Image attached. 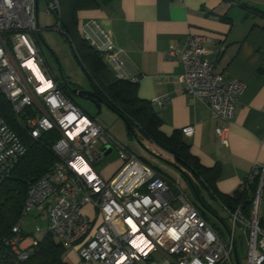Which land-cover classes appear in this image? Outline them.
<instances>
[{"label": "built area", "instance_id": "2783aa9c", "mask_svg": "<svg viewBox=\"0 0 264 264\" xmlns=\"http://www.w3.org/2000/svg\"><path fill=\"white\" fill-rule=\"evenodd\" d=\"M44 1L47 14L59 18L60 0ZM38 3L0 0V94L30 141L53 134L49 140L53 165L28 183L20 217L3 241L15 260L26 261L38 245L22 230L25 219L35 212L47 220V227H37L34 233L53 234L66 251L78 256L80 264H239L237 224L247 240L245 264H264L260 226L264 163H256L238 188L244 191L247 183L260 177L249 218L241 207L234 213L223 207L232 220L224 244L177 182L137 158L64 94L38 43ZM55 30L60 32L59 21ZM79 32L100 54L113 78L138 83V78L124 73L125 52L115 46L100 22L88 20ZM207 42L203 36L190 35L167 57L182 65L183 74L177 78L182 93L208 108L219 123L216 138L227 146L228 127L245 86L215 73L214 65L206 61ZM181 133L191 138L194 129L187 127ZM107 149L117 152L121 167L104 181L93 164L106 158ZM27 152L0 117V186Z\"/></svg>", "mask_w": 264, "mask_h": 264}, {"label": "crops", "instance_id": "0c3cea01", "mask_svg": "<svg viewBox=\"0 0 264 264\" xmlns=\"http://www.w3.org/2000/svg\"><path fill=\"white\" fill-rule=\"evenodd\" d=\"M244 6L264 13V0H115L81 13L84 23L100 22L125 52L123 71L138 78V98L152 104L163 134L193 127V136L184 138L190 152L204 167L220 166L216 187L228 196L256 163H264V17ZM190 35L207 39L206 61L214 65L215 73L245 86L228 127L227 146L216 138L219 123L208 108L182 93L177 82L182 65L167 57ZM260 220L264 230V192ZM65 263L80 264L74 252H68Z\"/></svg>", "mask_w": 264, "mask_h": 264}, {"label": "trees", "instance_id": "16d2710c", "mask_svg": "<svg viewBox=\"0 0 264 264\" xmlns=\"http://www.w3.org/2000/svg\"><path fill=\"white\" fill-rule=\"evenodd\" d=\"M114 1L60 0V16L57 18L60 24V32L69 42L73 57L87 76L91 90L106 102L113 111L128 121L139 139L150 142L159 151L173 159L174 165L181 170V175L201 204L204 205L201 198L202 188H204L213 199L219 201L229 212L234 213L238 207H241L242 214L249 218L251 198L257 192L260 177L253 179L251 183H247L244 191L237 189L231 196L220 194L216 187L220 176V166L215 165L212 168H207L201 165L199 160L190 152V146L185 141L181 131H175L171 136L164 135L161 131V120L154 112L152 104L138 98L137 83L113 78L100 54L93 50L81 37L78 29V14L96 9L100 4L109 5ZM250 12L264 17V13L260 11L250 9ZM37 38L38 43L41 44L40 34L37 35ZM261 71L264 73V69ZM59 80L61 90L72 99L71 90L75 87L66 82L63 75L60 76ZM0 117L19 136L28 149L27 154L17 164L10 178L0 186V264H66L65 258L69 251H66L60 241H56L53 234H45L41 240L37 241V247L24 262L16 261L8 248L3 245L4 239L10 236L12 228L20 217L28 183L35 182L44 176L51 169L54 158L50 151L51 141H49L53 134H43L37 142L30 141L23 129L16 123L11 106L1 94ZM157 172L171 180L164 173ZM202 215L204 216L203 213Z\"/></svg>", "mask_w": 264, "mask_h": 264}, {"label": "rangeland", "instance_id": "374dc122", "mask_svg": "<svg viewBox=\"0 0 264 264\" xmlns=\"http://www.w3.org/2000/svg\"><path fill=\"white\" fill-rule=\"evenodd\" d=\"M46 10L45 1L39 0L38 24L40 37L43 42L42 49L53 74L59 78L63 75L66 82L78 90L91 91L90 82L74 59L69 42L61 32L55 30L58 24L57 19L54 18L53 14L48 15ZM81 13L82 12L78 14V19L80 20L78 26L79 31L82 30L84 24L81 19ZM72 99L86 115L90 118L96 119L97 122L108 131L111 137L115 138L118 142L128 148L137 158L156 170L166 174L171 180L177 182L185 192L186 196L203 210L208 224L216 235L224 244L227 243L229 238L228 231L232 229V220L219 201L213 199L208 191L201 187L203 189L201 192V198L204 205L201 204L181 173L169 164L163 162L161 159H158V157L166 162L174 163L163 157L164 155L158 152V149L150 142L140 139V142L142 143V146H140L135 140L130 139L125 124L111 110L102 106L98 113L93 103L76 96ZM93 167L98 173H100L104 181L110 180L121 167L117 152L114 151L110 153L101 162L93 164ZM85 212L90 214L88 209H85ZM37 227H47V220L37 217V214L33 212L25 219L22 230L25 234L39 241L45 234L34 233ZM242 230L243 228L237 224L235 227V242L239 264H245L247 257V240L243 237ZM56 241H59V239L56 238Z\"/></svg>", "mask_w": 264, "mask_h": 264}, {"label": "water", "instance_id": "95a60500", "mask_svg": "<svg viewBox=\"0 0 264 264\" xmlns=\"http://www.w3.org/2000/svg\"><path fill=\"white\" fill-rule=\"evenodd\" d=\"M41 44L43 45V42ZM71 95L93 103L95 105L98 113L100 112L102 106L111 110L125 124L128 136H130L131 139L135 140L138 143V145L142 146V143L140 142L138 135L135 133L134 129L131 127V125L128 123V121L123 116H121L120 114L113 111L112 108H110L106 102H104L101 98H99L95 92H93V91H81V90H78L75 88V89L71 90ZM110 153H111V150L107 149V151L105 153V157H107ZM158 159H161L163 162L169 164L170 166L175 168L177 171L181 172L180 169L177 166H175L174 164H172L170 162H166L162 158H159V157H158ZM235 257H236V255H235Z\"/></svg>", "mask_w": 264, "mask_h": 264}, {"label": "flooded vegetation", "instance_id": "af4514ba", "mask_svg": "<svg viewBox=\"0 0 264 264\" xmlns=\"http://www.w3.org/2000/svg\"><path fill=\"white\" fill-rule=\"evenodd\" d=\"M92 91V90H91ZM74 96H72V98H73Z\"/></svg>", "mask_w": 264, "mask_h": 264}]
</instances>
